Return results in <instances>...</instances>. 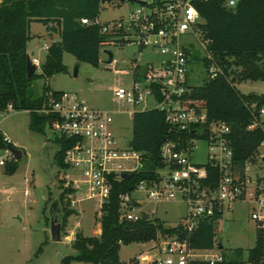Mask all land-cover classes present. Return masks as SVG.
Segmentation results:
<instances>
[{"label": "built area", "instance_id": "1", "mask_svg": "<svg viewBox=\"0 0 264 264\" xmlns=\"http://www.w3.org/2000/svg\"><path fill=\"white\" fill-rule=\"evenodd\" d=\"M208 1H115L109 4L121 7L131 2L139 7L127 18L105 23L100 17L94 21L82 19L86 25H101L111 45L129 43L138 48L140 56L132 62L136 79L132 88L121 85L114 92L117 103L134 108L126 113L133 117L137 111L158 109L165 114L168 124L190 135L181 150L173 143L163 146L164 167L158 171L156 179L141 181L131 193L121 196L120 218L136 222L145 215L133 212L135 206L141 205L133 198V192L145 194L156 203H185L187 215L180 225L187 232H193L207 219L220 220L239 203H251L252 219L264 246V175H252L254 170L264 169V141L255 156L239 166L234 161L231 127L224 122H211L207 109L187 107L184 102L192 84L194 60L201 62L207 78L215 79L223 74L208 51L209 40L202 37L205 21L198 6ZM238 1L225 0V6L233 8ZM44 50L49 51V46L45 45ZM145 51L154 56L144 64L141 54ZM197 51L199 59L195 58ZM30 59L36 67L41 65L39 59ZM207 62L209 67L205 66ZM38 112L53 117L51 129L56 135L75 141L66 151L64 162L68 168L63 170L62 178L64 189L72 190L71 207L79 203L77 197L85 192L88 199L97 202L101 217L114 183L125 180V174H134L143 168L142 153L134 150L130 142L125 148L121 146V138L114 130V111L95 108L75 95L49 91ZM261 115L264 116V109ZM257 126L255 121L248 130ZM6 140L11 142L7 137ZM198 141L208 146L205 164H198L193 158ZM7 156L0 158V167L15 159L10 149ZM25 194L28 196L29 192ZM159 245V256L136 258L131 264H189L192 260L217 264L224 261L221 252L193 249L187 239L166 237ZM261 264H264V252Z\"/></svg>", "mask_w": 264, "mask_h": 264}, {"label": "trees", "instance_id": "2", "mask_svg": "<svg viewBox=\"0 0 264 264\" xmlns=\"http://www.w3.org/2000/svg\"><path fill=\"white\" fill-rule=\"evenodd\" d=\"M101 0H0V115L9 106L16 111H29L30 129L44 133L51 128L53 117L40 114L50 89L46 88L39 97L32 94V84L38 77L28 78L27 65L30 56L27 44L30 40L32 23L46 26L49 35L58 41L49 46L42 76L52 77L65 73L64 54H72L78 62L97 66L103 47L111 46L109 36L102 33L101 25H86L82 19L94 21L100 17ZM205 23L202 37L209 40L208 51L223 74L215 79L206 78L200 86L190 84L184 102L187 107L205 108L211 122L220 121L231 127V144L234 161L241 166L255 156L264 141V95L242 94L237 84L242 81L264 82V0H239L233 8L225 6V0H209L198 6ZM199 59V53L195 55ZM209 67V63H205ZM61 93V92H57ZM131 146L143 155V168L132 174L129 180L113 185L109 201L101 217V233L98 236H84L78 233L73 248L76 255L65 257L61 264H125L120 260L123 245L150 243L160 235L187 239L191 248L212 250L217 241L218 218L207 219L193 231L187 232L181 225L167 228L160 220L136 222L121 220V196L131 193L137 184L153 180L164 167L162 148L167 143L176 148H185L189 133L180 131L167 123L165 114L158 109L137 111L133 117ZM258 122L253 130L248 127ZM52 141L59 147L54 161L60 170L68 166L64 162L66 151L74 140L55 135ZM14 148L0 130V150ZM19 161L7 163V173L16 172ZM52 201L51 213L60 214L62 230L74 214L70 205V189H64ZM63 214V216H62ZM62 216V217H61ZM263 239L256 237L255 246L242 262L236 260L217 264H261L263 262ZM189 264H210L207 261L192 260Z\"/></svg>", "mask_w": 264, "mask_h": 264}, {"label": "rangeland", "instance_id": "3", "mask_svg": "<svg viewBox=\"0 0 264 264\" xmlns=\"http://www.w3.org/2000/svg\"><path fill=\"white\" fill-rule=\"evenodd\" d=\"M138 7L139 5L131 2H126L121 7L109 3L102 4L100 21L105 23L121 17L127 18L129 13ZM29 34L27 52L30 58L35 57L41 61L36 70L38 77L32 84L33 96H41L48 88L50 91L75 95L95 108L114 111V130L121 138V146L125 148L133 135V120L126 111H132L134 108L117 103L114 92L121 85L132 88L136 80L132 73V62L140 56L138 48L129 43L103 47L97 66L78 62L72 54L65 53L64 64L67 71L48 78L42 76V65L48 54L44 46H51L58 41V37H51L46 26L39 22L32 23ZM107 51L113 54L112 64H107ZM152 56L154 55L149 51L143 52L142 63H147ZM193 68L195 70L192 74V84L200 86L207 78L206 72L201 62L196 60ZM237 89L242 94L264 95V82L242 81L237 84ZM30 123L29 111L10 108L0 115V130L14 148L23 153L15 173H7V166L0 167V264H61L65 257L76 255L72 245L73 238L75 239L78 233L88 237L100 235L102 216L100 217V212L97 211V202L88 199L87 194L81 192L77 197L79 203L73 208L75 212L68 219L66 229L62 230L61 241L52 240V218L60 217V214L51 213L52 202L48 200L50 196L52 201L58 199L64 172L54 161L59 150L52 141L56 135L54 131L46 127L44 133H37L30 129ZM207 151L208 146L198 141L193 154L194 161L205 164ZM3 157L8 158L7 149L0 150V158ZM13 161L17 160L13 159L11 162ZM256 174L264 175V169L254 170L252 175L255 177ZM26 191L29 192L28 196ZM132 196L141 204L135 206L133 212L145 213L151 220L158 219L167 228L179 226L187 215V206L181 201L156 203L139 192H133ZM252 208L251 203H239L233 211H227L216 225L218 242L213 251L221 252L230 262L246 260L249 251L255 246L257 228L252 219ZM67 237L72 240L69 241ZM166 237L173 236L160 235L150 243L123 245L120 260L131 264L136 258H155L160 254L159 243Z\"/></svg>", "mask_w": 264, "mask_h": 264}, {"label": "water", "instance_id": "4", "mask_svg": "<svg viewBox=\"0 0 264 264\" xmlns=\"http://www.w3.org/2000/svg\"><path fill=\"white\" fill-rule=\"evenodd\" d=\"M115 1L124 2L125 0H101V3L102 4H106V3H112V2H115ZM131 1H135V0H131ZM106 53L109 55V60H108L107 64H112L113 61H114L113 54L111 52H108V51ZM36 70H37V67L34 64H32L31 59H29L28 65H27V73H28V78L29 79L33 78V76L36 74ZM130 145H131V143H130ZM10 151L14 155V157H15V159L17 161L22 159L23 153L21 151H19L18 149L10 148ZM131 177H132V174H125L124 175V179H126V180H129ZM142 220L143 221H148L149 220L148 215H146V214L143 215ZM61 234H62V224L59 221V216L53 217L52 218V222H51V237H52V240L55 241V242H60L61 241ZM220 249L221 250L223 249L222 245L220 246Z\"/></svg>", "mask_w": 264, "mask_h": 264}, {"label": "crops", "instance_id": "5", "mask_svg": "<svg viewBox=\"0 0 264 264\" xmlns=\"http://www.w3.org/2000/svg\"><path fill=\"white\" fill-rule=\"evenodd\" d=\"M100 233H101V230H100Z\"/></svg>", "mask_w": 264, "mask_h": 264}]
</instances>
